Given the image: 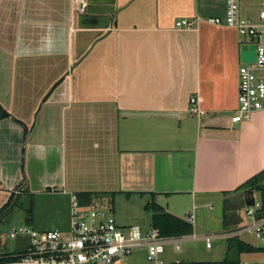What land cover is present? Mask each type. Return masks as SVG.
<instances>
[{
	"label": "crops",
	"instance_id": "0c3cea01",
	"mask_svg": "<svg viewBox=\"0 0 264 264\" xmlns=\"http://www.w3.org/2000/svg\"><path fill=\"white\" fill-rule=\"evenodd\" d=\"M224 14L225 0H0V211L15 191L57 188L69 228L78 193L155 194L169 213L178 198L186 217L241 200L235 190L264 169V113L238 129L224 116L237 109L238 34L175 28Z\"/></svg>",
	"mask_w": 264,
	"mask_h": 264
},
{
	"label": "built area",
	"instance_id": "2783aa9c",
	"mask_svg": "<svg viewBox=\"0 0 264 264\" xmlns=\"http://www.w3.org/2000/svg\"><path fill=\"white\" fill-rule=\"evenodd\" d=\"M201 22L236 31L240 48L255 47L254 62H241L238 69L237 109L230 118L232 124L250 123L255 116L264 113V9L256 18H249L243 12L241 0H225L224 16L207 21L183 19L175 23V28L193 30ZM190 104L191 112L201 118L204 112L199 107V98H192ZM14 193L18 194V191ZM253 197V206L245 204L244 213L248 220L233 228L199 234L196 232V216L192 213L186 218L193 228L191 234L165 238L157 229L144 231L140 226H120L111 207L104 210L103 205L94 203L81 205L77 194H72L68 233L38 231L29 227L12 230L10 239L22 240L24 248L19 253L10 254V260L2 264H121L139 250L146 252L152 264H181L164 259L168 246L180 251L183 243L201 241L207 249H212L215 240L244 235L254 236L264 249V201L260 193H254Z\"/></svg>",
	"mask_w": 264,
	"mask_h": 264
},
{
	"label": "rangeland",
	"instance_id": "374dc122",
	"mask_svg": "<svg viewBox=\"0 0 264 264\" xmlns=\"http://www.w3.org/2000/svg\"><path fill=\"white\" fill-rule=\"evenodd\" d=\"M257 10L247 11L249 18H256ZM250 42V40H247ZM226 118H230L231 114L227 113ZM196 117V116H195ZM241 124H235V128H239ZM63 189L57 188L55 191L44 194L20 195L15 197L11 208L4 213L2 222L0 223V238L2 240V251L13 253L15 249V240L10 239V231L21 227H29L38 231L59 230L63 233L69 231V212L70 197L62 194ZM235 194V193H234ZM259 199L258 194H255ZM238 197L231 198L230 201L235 202ZM240 199H238L239 201ZM148 200H142L139 196L128 198L125 194L119 193L115 196L103 198L94 202L97 205H103L104 210L109 207L113 209L118 224L123 227L140 226L144 231L151 228V213L145 210ZM170 213L186 219L185 205L178 198H171ZM199 204V203H198ZM160 205L167 208V201L161 200ZM205 205V204H204ZM222 200H212L200 207L196 211V232L197 233H215L223 231L222 226ZM33 209L29 215L28 210ZM107 208V209H106ZM176 210H175V209ZM184 210V211H183ZM189 210L193 211V207ZM245 207L240 211L243 221L246 219L244 213ZM167 211V209H166ZM185 212V213H184ZM239 214V213H238ZM238 217V216H237ZM237 226V225H236ZM245 242L261 246L260 242L252 235H244L241 237ZM24 245V242H21ZM22 245V247H24ZM227 240H215L213 248L207 249L204 242H186L181 245L180 251H175L173 246L166 248L164 259L168 262L181 264H197L202 262H219L226 257ZM242 262L249 264H264V253L241 256ZM121 264H152L147 259L145 251L139 250L134 252L128 260Z\"/></svg>",
	"mask_w": 264,
	"mask_h": 264
},
{
	"label": "trees",
	"instance_id": "16d2710c",
	"mask_svg": "<svg viewBox=\"0 0 264 264\" xmlns=\"http://www.w3.org/2000/svg\"><path fill=\"white\" fill-rule=\"evenodd\" d=\"M7 118V115L2 112L0 114V121ZM242 192V199L240 201H223V219L222 224L225 228H231L239 225L242 221L235 214L245 207L244 193L246 191H252L254 193H260L264 201V170L249 179L243 185L238 187L235 192ZM113 196V195H112ZM15 197H18L14 193L11 195L10 200L0 211L1 214L11 207ZM79 203L81 205L93 204L96 201L102 200L103 198H109L111 196L104 193H78L77 194ZM156 195L151 194V200L145 205V210L151 213V228L157 229L162 237H181L184 235L191 234L193 231L192 226L186 221V219L179 218L169 212H167L162 206L156 201ZM33 209L28 210L29 215ZM227 253L226 257L219 262H202L197 264H241V256L245 254L255 255L264 253V249L261 247L253 246L241 239V237H234L227 240ZM10 254H0V264L10 260Z\"/></svg>",
	"mask_w": 264,
	"mask_h": 264
},
{
	"label": "water",
	"instance_id": "95a60500",
	"mask_svg": "<svg viewBox=\"0 0 264 264\" xmlns=\"http://www.w3.org/2000/svg\"><path fill=\"white\" fill-rule=\"evenodd\" d=\"M254 50H255V47L254 46H243L242 48H241V52H242V54H241V59H242V62L243 63H250V62H254V60H255V53H254ZM264 170V169H263ZM263 170H261V171H263ZM260 171V172H261ZM260 172H258V173H260ZM258 173H256L255 175H257ZM255 175H253L252 177H254ZM251 177V178H252ZM250 178V179H251ZM249 180V179H248ZM247 180V181H248ZM247 181H245V182H247ZM244 184V183H243ZM242 184V185H243ZM241 186V185H240ZM239 186V187H240ZM253 195H254V193L252 192V191H246L245 193H244V200H245V204H246V206H248V207H251V206H253L254 205V203H255V199H254V197H253ZM222 196V195H221ZM220 200H222V205H223V199H222V197H220L219 198ZM209 203V202H208ZM222 218H223V207H222Z\"/></svg>",
	"mask_w": 264,
	"mask_h": 264
}]
</instances>
